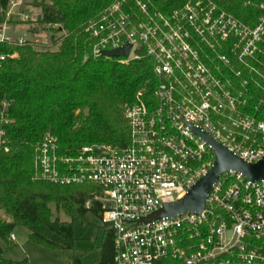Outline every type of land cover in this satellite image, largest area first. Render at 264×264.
<instances>
[{"label":"built area","instance_id":"built-area-1","mask_svg":"<svg viewBox=\"0 0 264 264\" xmlns=\"http://www.w3.org/2000/svg\"><path fill=\"white\" fill-rule=\"evenodd\" d=\"M123 2H113L88 22L86 31L95 41L92 54L129 42V56L122 62L150 56L158 79L153 97L138 93L125 105L130 134L124 146L85 144L67 153L57 136L46 132L34 150L33 181L94 185L85 207L95 204L102 224L114 230L116 264H162L166 258L181 264H264V179L252 181L229 170L212 184L202 211L141 220L179 200L213 164L211 145L191 126L248 162L264 155V120L238 109L246 104L242 91L235 94L218 68L205 61L207 52L203 57L204 50L193 43L199 35L215 51L219 42L233 37L230 49H238L241 58L264 56V16L251 28L211 0H189L169 14L150 8L149 0H132L129 10ZM23 3L9 0L0 43L37 42L10 34L11 18L31 19L20 9ZM206 29L212 36L205 37ZM7 56L17 53H0V65ZM218 58L225 62L229 57L222 53ZM0 150H8L3 128ZM9 239H15L14 233Z\"/></svg>","mask_w":264,"mask_h":264},{"label":"trees","instance_id":"trees-1","mask_svg":"<svg viewBox=\"0 0 264 264\" xmlns=\"http://www.w3.org/2000/svg\"><path fill=\"white\" fill-rule=\"evenodd\" d=\"M116 1H124L128 10L133 7L132 0H37L40 12L25 22L28 31L33 37L52 33L51 45L56 48L0 43V53H17V57H5L0 65V128L8 138L7 152L0 150V239L5 242L15 227L22 226L36 244L62 253L72 251L76 245L73 221L54 217L51 206L70 217H84L92 211L100 218L95 204L85 207L97 189L94 185L33 181V157L46 132L56 135L60 150L67 153L85 144L124 146L130 134L125 105L136 100L138 93L144 99L153 97L158 79L150 56L144 54L125 63L122 57L92 54L95 41L86 26ZM187 1L149 0V5L169 14ZM211 1L251 28L264 16V0ZM8 2L0 0V24L6 19ZM10 22L19 23L13 18ZM56 32L61 34L55 36ZM234 42L232 37L219 42L215 51L206 49L209 56L205 61L214 70L218 68L219 75L221 71L229 73L236 86L243 88L240 98H245L246 104L240 110L264 120V56L258 52L252 58L255 69L242 86L241 76L231 74L228 64L218 58V54H226L232 67L237 71L242 68L235 59L238 49H230ZM2 103L6 108L2 109ZM103 226L99 258L90 264H116L114 230ZM2 254L0 245V264H85L81 254L57 263H34L27 257L7 259ZM162 264L181 262L166 258Z\"/></svg>","mask_w":264,"mask_h":264},{"label":"rangeland","instance_id":"rangeland-1","mask_svg":"<svg viewBox=\"0 0 264 264\" xmlns=\"http://www.w3.org/2000/svg\"><path fill=\"white\" fill-rule=\"evenodd\" d=\"M36 1L37 0H23V5L20 7L22 11H26L30 14L31 18H35L36 14L40 12L38 8H36ZM158 8V7H157ZM154 7L153 10L160 11V9H157ZM161 12V11H160ZM153 11H150V14H152ZM17 18V17H16ZM143 20V18H139V20ZM13 27L12 36L15 37H24L28 39H32L33 41L37 39V42L35 41V46L37 48H43V45L49 46L48 48H56L55 46L51 45V34L52 33H41L38 35H35L33 37L29 31H28V23L25 22H19V23H12L11 25ZM61 33L56 32L55 36H59ZM212 36L211 32L208 33V30L205 31V37ZM194 37V36H193ZM213 40V39H212ZM215 41V40H214ZM194 45L198 47V49L202 48L204 51L206 49L210 48L208 46V43L203 42L202 38L199 35H196L194 37L193 41ZM201 51L203 54L202 56H205V52ZM16 53V52H13ZM206 57V56H205ZM230 58H228L227 61L224 63L227 65L226 67L229 68L231 71V74L234 73L236 76H241L240 81L242 82V86L247 85V79L251 76L250 72L255 69V67H252V58H241V56L237 55L235 56L236 62L241 65L242 68L238 69V71L231 66ZM230 63V64H229ZM222 70V69H221ZM245 70L247 71L245 73ZM257 70V69H256ZM222 80L230 86V88L234 91L235 94L240 93L243 88L237 87L236 84L233 82V78L229 75V73H225L221 71V74L218 75ZM244 81L246 82L244 84ZM226 85V86H227ZM242 104V105H241ZM245 103H239L238 109L241 108L239 106H243ZM221 122L224 123L225 119H221ZM52 212H54V217L58 216L61 220L65 221H73V227H74V235H75V248L72 249V251H66L64 253L52 250L48 247H45L43 245L36 244L33 242L29 236H28V229L24 228L22 226H17L14 228L13 233L16 236V240L14 242L8 241L7 243L0 239V244L4 248L2 256L7 259H15V260H21L23 258H28L34 263H42V262H48V263H57V262H68L69 255L72 254H81V258L85 264H90L94 262L99 255L98 247L101 244V240L103 237V224L101 219L95 215L92 211H87L86 215L84 217H79L77 215L74 216H67L62 211H55L54 206H51Z\"/></svg>","mask_w":264,"mask_h":264},{"label":"water","instance_id":"water-1","mask_svg":"<svg viewBox=\"0 0 264 264\" xmlns=\"http://www.w3.org/2000/svg\"><path fill=\"white\" fill-rule=\"evenodd\" d=\"M131 43H126L121 47L113 50H103L102 54L109 57H128L131 49ZM201 138L211 145L214 151L213 164L208 171L192 185L184 196L179 200L164 204L158 210L150 213L146 218L141 219L143 222H151L165 216L172 217L186 212H200L203 210L205 199L209 193L212 184L226 171L232 170L242 173L252 181L264 179V155L255 163L248 162L237 157L229 148L220 144L212 135L201 131L195 126H191Z\"/></svg>","mask_w":264,"mask_h":264},{"label":"crops","instance_id":"crops-1","mask_svg":"<svg viewBox=\"0 0 264 264\" xmlns=\"http://www.w3.org/2000/svg\"><path fill=\"white\" fill-rule=\"evenodd\" d=\"M104 226L102 227V230H103V233H104ZM13 233V232H12ZM15 235V234H14ZM28 236H29V231H28ZM103 238V237H102ZM16 240V236H15V239L14 240H11V239H9V237H8V239H7V241H6V243L8 242V241H12V242H14ZM102 241V240H101ZM102 243V242H101ZM1 245V244H0ZM101 245V244H100ZM100 245H99V247H98V250H99V253H100ZM2 246V245H1ZM3 248V247H2ZM3 251H4V248H3ZM3 257V256H2ZM98 258H99V255H98ZM97 258V259H98ZM96 259V260H97Z\"/></svg>","mask_w":264,"mask_h":264}]
</instances>
